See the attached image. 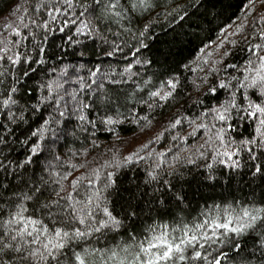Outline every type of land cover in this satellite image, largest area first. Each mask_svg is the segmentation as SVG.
Segmentation results:
<instances>
[{
  "label": "snow or ice",
  "instance_id": "6c2138e0",
  "mask_svg": "<svg viewBox=\"0 0 264 264\" xmlns=\"http://www.w3.org/2000/svg\"><path fill=\"white\" fill-rule=\"evenodd\" d=\"M214 6L213 0H22L0 31V264H264V0H246L240 23L229 24L231 32L222 28L215 48L204 44L182 64L202 74L191 92L183 93L186 77L182 82L168 70L188 35L174 25L200 27L194 17ZM160 18L171 39L153 31ZM66 29H74L68 41L85 49L81 57L88 46L75 37L99 39L103 57L132 59L119 71L94 66L87 77L83 64L53 67L54 78L29 88L24 78L36 73L33 65L47 63L48 35ZM30 39L36 42L29 50ZM241 43L246 55L229 61ZM153 48L151 58L143 56ZM149 69L156 70L148 75ZM170 104L181 106L138 150L87 159L100 146V127L144 131L153 113ZM185 124L191 130L182 135L176 130ZM201 132L203 141L189 144ZM165 133L189 145H174L170 161L171 148L153 147ZM62 138L64 147L69 138L81 146L62 152ZM149 161L144 188L132 180L134 187L122 189L121 172ZM199 161L209 181L217 179V166L248 168L250 183L261 182L259 194L253 188L213 196L193 208L184 169Z\"/></svg>",
  "mask_w": 264,
  "mask_h": 264
},
{
  "label": "trees",
  "instance_id": "16d2710c",
  "mask_svg": "<svg viewBox=\"0 0 264 264\" xmlns=\"http://www.w3.org/2000/svg\"><path fill=\"white\" fill-rule=\"evenodd\" d=\"M21 2L22 0H0V31H3V25L5 22H12L15 19L12 14L16 12V9ZM181 2H183V0H181ZM213 2L215 4L214 7L208 8L207 11L205 8H201L200 13L203 15L194 17V19H198L200 27H190L188 23H185L183 29H181L178 24L174 25L177 28V31L188 33V35L185 36V43L179 49L173 50L175 55L171 57L168 66L169 71L180 74L182 82H185V77L187 78L183 93L191 92V81L202 74L199 72L186 71L183 69L182 64L189 63L194 60L198 54V49L203 47L204 44H209L210 47L208 50L215 48V44H211V42H219L218 37L223 39L221 29L227 28L229 24H231L234 28L236 24L240 23V20L237 19V17H242L244 11L243 4L246 3V0H213ZM153 15L155 14L153 13ZM39 31L40 30H37V32ZM153 31L158 34L161 41L171 39V36L174 35V33L171 32V27L168 22L163 18H160L159 24L154 25ZM227 31L231 32L232 28H227ZM73 32L74 29L71 31L66 29L64 33L57 31L48 35V40L45 42L47 63L44 65H33V67L37 70L36 73L31 77V79L24 78V82L29 88L41 80L54 78L57 73H53L51 71L53 67H56L58 72L59 68L65 65H75L78 67L83 64L85 65V68L80 71V74L87 77L88 69L94 70V66H99L102 71H105L108 69V66L111 65L119 71L126 63V60L132 59L130 56L123 57L119 55L112 58L103 57L99 53L101 47L104 45H102L99 39L93 43L92 39L84 40V37H75V39L83 41L88 46L86 55L81 57L80 52L85 51L83 46L70 43L67 39V36L72 35ZM165 33H167V35H165ZM39 39L40 36L38 35L37 41ZM109 39H113V37L109 36ZM35 42L36 41H31V39L29 40V50ZM132 42L133 41L129 38V43ZM242 48L243 43H241L239 47L233 49L235 56L229 57V61H238L245 56L246 53L241 51ZM221 51H223V49H221ZM125 52H127V48H125ZM154 52V48L151 50H142L143 56H147L149 58L153 56ZM158 67L159 66H157V68ZM192 67L195 68L196 65H192ZM45 70H47L48 76H45ZM153 70L156 69H149L148 75H150ZM30 95H33V93H30ZM179 99L182 103L184 99L183 94ZM180 106L181 104H170L165 106L163 109H158L155 113H153L156 118L153 120L152 126L144 131H141V129L135 125L129 124L121 125L115 132L111 133L105 131L103 127H100L95 134V139H97L100 146L93 149L87 159L92 160L93 158H96V161L100 162L101 159L108 158L115 152L127 155L131 151L138 150L142 143L149 140L157 132L162 131V125L167 123L168 117L176 112ZM193 111L195 112L197 109L194 108ZM190 130L191 129L187 126V124H185L183 129H177L176 131H180L183 135ZM172 134H175V132ZM244 135H247V133L245 132ZM239 138L240 137H237V139ZM203 139L204 136L201 132V134H198L195 139H190L189 144L202 142ZM80 140L84 141V137L81 136ZM63 143L62 138L60 147L62 152H67V149L71 147L79 148L81 146L79 142L74 143L72 138H69L66 147L63 146ZM84 143L87 144V141H84ZM174 145H180L181 147L189 146L181 145L179 140L173 142L170 139V134L165 133L164 139L154 144L153 147L157 150L171 148L172 152H169L166 157V159L170 161L172 155L178 151V148L174 147ZM109 149H111V151H109ZM207 162L211 163V161ZM44 163L45 161L43 156H41L39 164L33 165V167L38 170L40 165ZM149 163L150 161L141 162L124 169L119 177L121 188L134 187V185L130 183L132 180H135L136 184H139L141 188H144L143 180L145 179V169L148 167ZM198 163L201 165L200 167H194L192 165L186 166L184 171L186 172L188 183L181 181V183H184V191L187 193L188 199L191 201V206L193 208H196L197 206L203 207L204 200L213 196L219 199V197L226 196L229 193L240 195L242 192H250L253 188L257 194L260 192L259 185L261 182L256 180L254 183H250V181H252V177L248 168H245L237 173L235 171H230L223 166H217L216 172L214 173L217 176V179L215 181H209L206 179L209 172L207 169L202 167L205 161H199ZM229 176L232 177L231 181L228 179ZM145 191L149 194L151 193L150 188H146ZM122 195L126 197L127 193L122 192ZM139 195H141L142 199L146 200L148 198L143 194ZM121 203H123V201H121ZM210 203L211 200H209V204ZM117 210L119 211V206L117 207Z\"/></svg>",
  "mask_w": 264,
  "mask_h": 264
}]
</instances>
